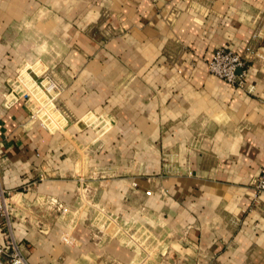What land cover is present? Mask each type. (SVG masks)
Listing matches in <instances>:
<instances>
[{
  "label": "crops",
  "instance_id": "obj_1",
  "mask_svg": "<svg viewBox=\"0 0 264 264\" xmlns=\"http://www.w3.org/2000/svg\"><path fill=\"white\" fill-rule=\"evenodd\" d=\"M220 46L244 87L208 71ZM24 67L61 85L62 127L15 95ZM0 153V241L30 264H137L104 211L174 235L181 264H264V0H0Z\"/></svg>",
  "mask_w": 264,
  "mask_h": 264
},
{
  "label": "built area",
  "instance_id": "obj_2",
  "mask_svg": "<svg viewBox=\"0 0 264 264\" xmlns=\"http://www.w3.org/2000/svg\"><path fill=\"white\" fill-rule=\"evenodd\" d=\"M250 47L247 48L249 52ZM247 55L236 52L226 46L218 47L211 60L207 64L208 71L234 86L244 87L246 84L248 61ZM39 77H42L39 79ZM15 95L26 98L31 109V118L37 119L42 125L49 129L62 127L69 117V112L58 102L60 84L45 69L35 71L31 67H24L18 72L13 82ZM60 125V126H59ZM0 177L5 157L0 153ZM255 187L258 191L264 192V165L255 180ZM15 191L3 187L0 179V216L9 218L13 213V196ZM150 193V191H148ZM53 202L58 206L63 204L55 199ZM106 217L109 222H105ZM105 228H112L116 234H128L127 241H133V234H130L129 227L132 222L124 220L109 212H103L97 219ZM0 264H30L22 254L18 243L14 239L0 241Z\"/></svg>",
  "mask_w": 264,
  "mask_h": 264
},
{
  "label": "rangeland",
  "instance_id": "obj_3",
  "mask_svg": "<svg viewBox=\"0 0 264 264\" xmlns=\"http://www.w3.org/2000/svg\"><path fill=\"white\" fill-rule=\"evenodd\" d=\"M40 56L44 59L46 57L44 54ZM41 78L39 77V79ZM103 220L109 222L106 221V217ZM128 232L133 234L134 243L141 245L137 264H181V257L177 258L175 249L167 243L175 238L174 235H168L162 227L151 226L149 223L132 222ZM124 237L128 239V234H125ZM184 253L186 254V252Z\"/></svg>",
  "mask_w": 264,
  "mask_h": 264
}]
</instances>
